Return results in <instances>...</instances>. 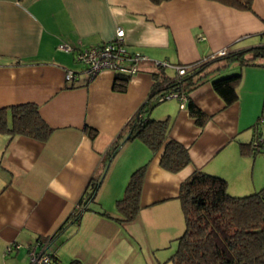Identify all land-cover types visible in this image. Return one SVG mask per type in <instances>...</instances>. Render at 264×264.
Segmentation results:
<instances>
[{
  "label": "crops",
  "instance_id": "crops-1",
  "mask_svg": "<svg viewBox=\"0 0 264 264\" xmlns=\"http://www.w3.org/2000/svg\"><path fill=\"white\" fill-rule=\"evenodd\" d=\"M118 27L127 50L146 58L124 92L112 89L114 72L90 79L82 64L77 69L74 51L59 49L110 42ZM262 45L264 0H252L250 11L212 0H0V107L35 104L53 128L44 142L0 134V264H28V248L52 236L51 244L72 239L78 264H134L137 224H173L177 233L184 223L179 189L194 170L225 179L233 196L264 187V58L224 65L216 56ZM200 62L207 63L202 84L174 89L180 98L157 102L145 115L168 119V137L188 151L190 164L170 173L159 166L162 150L154 154L141 139L127 138L125 125L145 103L152 106L164 78L179 79L176 66ZM67 72L76 77L66 80ZM233 73L241 75L238 97L226 105L211 82ZM190 103L204 114L203 126L189 114ZM85 126L96 131L93 138ZM257 138L261 151L254 153L246 145ZM143 165L139 212L119 224L116 201ZM56 244L50 250L60 264Z\"/></svg>",
  "mask_w": 264,
  "mask_h": 264
},
{
  "label": "trees",
  "instance_id": "trees-1",
  "mask_svg": "<svg viewBox=\"0 0 264 264\" xmlns=\"http://www.w3.org/2000/svg\"><path fill=\"white\" fill-rule=\"evenodd\" d=\"M150 1L160 4L168 0ZM212 1L245 11H250L252 4V0ZM258 58H264V45L225 53L221 59L224 60V65L232 62L254 65ZM206 64L200 62L184 65L185 74L177 80H169L166 84L164 81L166 82L167 78H164L162 83L157 84H163L162 87L151 98L174 89L186 92L202 84L206 78ZM129 78L116 76L112 89L124 92ZM240 79L239 73H233L213 80L211 87L226 105H230L237 100L236 88ZM148 102L136 111L125 126L131 133L130 138L141 139L152 153L162 150L159 166L165 171L176 173L190 164L188 151L168 137V119L146 118L145 115H148L153 107L147 108ZM189 114L199 126H203L205 116L192 103L189 104ZM83 130L90 138L96 134V131L88 126ZM52 131L53 128L45 122L35 104L0 107V134L21 135L44 142ZM251 145L254 147V143L246 146ZM260 147L251 150L257 153L261 151ZM146 166L143 165L131 173L123 196L116 201L119 216L115 220L119 224L132 221L139 212V197ZM99 180L93 183L88 201L98 190ZM178 198L184 219V231L177 238V248L172 257L174 264H264V187L248 195L233 196L227 191L225 179L196 169L181 183ZM79 217L80 215L76 216L75 222ZM51 239L53 236L45 237L41 242L50 245ZM52 256L53 264H59L54 252Z\"/></svg>",
  "mask_w": 264,
  "mask_h": 264
},
{
  "label": "built area",
  "instance_id": "built-area-1",
  "mask_svg": "<svg viewBox=\"0 0 264 264\" xmlns=\"http://www.w3.org/2000/svg\"><path fill=\"white\" fill-rule=\"evenodd\" d=\"M59 49L65 52H75V60L77 63L85 67V72L90 79L104 71L114 72L116 75L124 77H132L138 72V64L146 60L145 56L140 53H131L126 48L124 30L118 27L115 31L114 39L104 44H97L86 48H79L78 50L71 49L68 46L60 45ZM227 51L224 49L216 56L224 55ZM158 67L168 65L156 64ZM176 71L179 76L185 74L186 68L184 66H176ZM74 73H66V80L75 78ZM181 94L174 91H169L158 97L159 101L170 98H180ZM261 141L254 143V148L260 147ZM17 249L19 245L13 244ZM13 246L7 248L9 253ZM50 245L47 243L36 242L32 247L28 248V264H53V252L50 250Z\"/></svg>",
  "mask_w": 264,
  "mask_h": 264
},
{
  "label": "rangeland",
  "instance_id": "rangeland-1",
  "mask_svg": "<svg viewBox=\"0 0 264 264\" xmlns=\"http://www.w3.org/2000/svg\"><path fill=\"white\" fill-rule=\"evenodd\" d=\"M80 65L81 64L78 66L76 65L77 69L81 67ZM157 102H159L158 98H156V101L153 102L152 106L157 105ZM137 228L138 233H141L142 236L140 237V244H137V248L140 250L139 256L135 259L134 264H174L172 257L177 248V238L182 234L184 229L183 222L178 225L177 233H172L176 232V227H174L173 224H170L167 227L154 225L147 229L142 225L140 226L137 224ZM55 244L54 241L49 248H55ZM56 245V253L58 251L57 255L59 256L60 264H78V260L80 259L72 257V239L67 241V238H60ZM138 245H140V247H138ZM125 251H127V249H125ZM126 253L131 252L128 251ZM128 261L129 259L126 258V260L123 261V264H127Z\"/></svg>",
  "mask_w": 264,
  "mask_h": 264
},
{
  "label": "water",
  "instance_id": "water-1",
  "mask_svg": "<svg viewBox=\"0 0 264 264\" xmlns=\"http://www.w3.org/2000/svg\"><path fill=\"white\" fill-rule=\"evenodd\" d=\"M130 137V134L129 135H127V138H129Z\"/></svg>",
  "mask_w": 264,
  "mask_h": 264
},
{
  "label": "clouds",
  "instance_id": "clouds-1",
  "mask_svg": "<svg viewBox=\"0 0 264 264\" xmlns=\"http://www.w3.org/2000/svg\"><path fill=\"white\" fill-rule=\"evenodd\" d=\"M172 91H173V90H172ZM168 92H169V91H168ZM175 92H176V91H175ZM158 97H159V96H158ZM158 97H157V98H158ZM163 101H164V100H163ZM161 102H162V101H161Z\"/></svg>",
  "mask_w": 264,
  "mask_h": 264
}]
</instances>
